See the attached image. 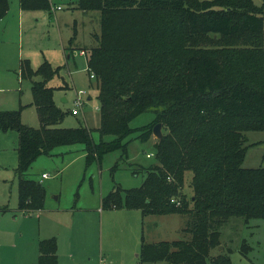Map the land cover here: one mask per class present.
Wrapping results in <instances>:
<instances>
[{"label":"trees","instance_id":"1","mask_svg":"<svg viewBox=\"0 0 264 264\" xmlns=\"http://www.w3.org/2000/svg\"><path fill=\"white\" fill-rule=\"evenodd\" d=\"M18 2L22 10L51 7L50 0ZM76 7L99 11V29L91 32L95 42L75 44L74 22L65 58L74 48L83 51L93 73L100 138L95 142L84 125L60 126L64 112L47 81L61 66L44 59L32 68L24 59L19 75L31 80L38 126L21 121V107L0 110V130L17 134V209H43L45 187L24 173L36 157L72 144L83 145L86 165L108 151L126 153V137L134 130L129 122L152 111L139 137L147 140L153 125L162 124L154 143L157 163L140 168V185L115 184L101 198V209L188 214L184 229L190 238L142 242L139 264H232L227 252L211 253L220 244V225L230 216L264 217V166L243 165L245 131L264 129V0L260 6L253 0H76ZM7 10L8 0H0V19ZM185 171L191 172L189 194L183 191ZM37 245V264H57L54 237Z\"/></svg>","mask_w":264,"mask_h":264},{"label":"rangeland","instance_id":"2","mask_svg":"<svg viewBox=\"0 0 264 264\" xmlns=\"http://www.w3.org/2000/svg\"><path fill=\"white\" fill-rule=\"evenodd\" d=\"M50 2L49 10H21L18 0H8V10L0 22V110L21 107V121L38 126L35 106L30 104L31 80L20 77L19 67L24 59L32 68L46 59L54 67L61 66L47 81L54 87L55 104L64 112L60 126H87L97 142L100 136L95 128L100 125V111L94 78L86 70V58L78 49L67 59L63 52L68 50L74 22L75 44L95 42L91 32L99 29V11L82 12L76 7V0ZM253 3L260 6L262 0ZM57 5L60 9L55 8ZM79 89L86 93L82 95V105L75 107L73 100ZM73 107L77 114L71 113ZM154 116V112L145 111L129 122L134 130L126 137V153L121 149L108 151L100 160L86 165L83 145L72 144L57 147L54 155L36 157L24 173L36 180L42 172L48 174L41 178L44 205L40 213L26 215L15 209L17 134L14 130H0V264H37V242L41 238H55L57 264H139L142 242L188 240L190 233L184 229L187 213L142 215L137 208L101 209V198L115 184L121 189L138 186L145 176L140 168L157 163V138L153 133L144 141L139 137V128L148 125ZM164 130L161 125L162 133ZM245 135L248 145L243 165L264 166V129L247 130ZM112 138L103 136L104 140ZM115 162L118 164L114 167ZM190 178L191 172L185 171L183 191L187 194L191 192ZM219 239L212 254L227 252L232 264H264V217L230 216L219 227Z\"/></svg>","mask_w":264,"mask_h":264},{"label":"built area","instance_id":"3","mask_svg":"<svg viewBox=\"0 0 264 264\" xmlns=\"http://www.w3.org/2000/svg\"><path fill=\"white\" fill-rule=\"evenodd\" d=\"M53 8H54V7H53ZM55 8L60 9V6L57 5ZM80 54L83 55V51H80ZM89 75H90V77L93 78V73H90ZM75 93H76V95H75V98H74V100H73V104H74L75 107H78V106L82 105V103H83L82 95H85L86 92H85L84 89H79V90H77ZM75 107H73V108L71 109V113H72V114H77V112H78L77 109H76ZM47 175H48L47 173H42V174H41L42 177H46ZM177 203H178V202H177Z\"/></svg>","mask_w":264,"mask_h":264},{"label":"water","instance_id":"4","mask_svg":"<svg viewBox=\"0 0 264 264\" xmlns=\"http://www.w3.org/2000/svg\"><path fill=\"white\" fill-rule=\"evenodd\" d=\"M161 125L162 124L160 122H156L152 127V133L157 139L162 137Z\"/></svg>","mask_w":264,"mask_h":264},{"label":"crops","instance_id":"5","mask_svg":"<svg viewBox=\"0 0 264 264\" xmlns=\"http://www.w3.org/2000/svg\"><path fill=\"white\" fill-rule=\"evenodd\" d=\"M21 10H22V9H21ZM3 18H4V17H3ZM3 18L0 19V22H2V21L4 20ZM0 36L3 38V36H2L1 33H0ZM63 49H65L64 46H63ZM75 49H76V48H74L73 51H75ZM65 53H66V51L63 52L64 55H65ZM78 53H80L79 50H78ZM81 55H82V54H81ZM72 59H73V58H72ZM91 78H92V77H91ZM15 147H16V145L14 146V149H15ZM82 149H83V148H82ZM15 151H16V149H15ZM14 168H15V167H14ZM14 168H13V169H14ZM42 173H45V172H42ZM42 173H41V174H42ZM41 174H40V176H39V177H40V178H39V181H40V182H41V178H42ZM13 175H14V177H16V176H15V169L13 170ZM15 209L18 210V209H17V206H16ZM18 211H19V210H18ZM41 211H42V209H41V210H38V211H34V212H35V213H40ZM20 212H21V211H20ZM21 213L24 214V215L29 214V213H23V212H21ZM30 213H32V212H30Z\"/></svg>","mask_w":264,"mask_h":264}]
</instances>
